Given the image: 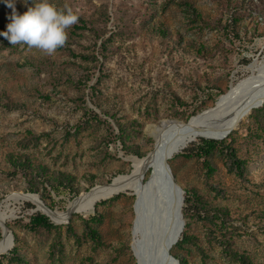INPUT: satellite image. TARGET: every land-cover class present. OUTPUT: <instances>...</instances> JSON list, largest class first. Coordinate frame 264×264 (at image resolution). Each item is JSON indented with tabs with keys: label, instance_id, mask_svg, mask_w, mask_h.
Listing matches in <instances>:
<instances>
[{
	"label": "rangeland",
	"instance_id": "rangeland-1",
	"mask_svg": "<svg viewBox=\"0 0 264 264\" xmlns=\"http://www.w3.org/2000/svg\"><path fill=\"white\" fill-rule=\"evenodd\" d=\"M180 1L50 0L78 15V22L67 29L65 44L52 55L12 46L0 36V222L13 236L10 251L14 235L18 237L22 264H138L141 231L134 238L135 191L110 193L85 211H73L74 205L91 190L130 175L133 161L154 151L158 131L188 123L264 76V5L242 20L236 38L215 0H186L210 26L193 22ZM11 11L0 2L4 31ZM16 11H27L23 0H16ZM262 105L247 110L224 139L186 136L166 162L181 189H196L211 204L230 211L232 249L257 264H264V222L258 219L264 215V132L255 137L252 119L245 116ZM117 125L127 131V147L116 139ZM199 139L231 143L245 161L246 180L228 169L219 151L211 158L213 173L206 172L202 161L184 158L183 151ZM18 158L43 172L35 177L15 170L12 160ZM58 174L72 177L76 197L50 189L45 180ZM29 186L38 187L45 200L25 195ZM162 186L159 198L141 201L143 226L152 233L162 220L171 224ZM116 196L98 207L103 245L96 248L85 239L77 246L65 227L72 224L81 235L82 219L94 214V205ZM42 212L58 224L52 222L57 231L27 228L29 217ZM69 212L65 220L56 219ZM190 226L198 247L186 245L180 251L188 264H238L213 239L220 235L210 232L208 223L194 219ZM4 234L0 228V240ZM11 244L0 256L7 255Z\"/></svg>",
	"mask_w": 264,
	"mask_h": 264
},
{
	"label": "trees",
	"instance_id": "trees-1",
	"mask_svg": "<svg viewBox=\"0 0 264 264\" xmlns=\"http://www.w3.org/2000/svg\"><path fill=\"white\" fill-rule=\"evenodd\" d=\"M221 10L227 14V23L226 25L228 30L233 31V34L236 38H239V24L246 17H252V14H258L264 5V0H215ZM179 5L185 8V11L191 17L193 22H200L203 26H210L206 24L199 12L193 8L192 4L186 0L179 2ZM264 24V17H262ZM258 24L256 23V26ZM85 29V24L81 25ZM258 28L254 27V31ZM246 31V29H244ZM0 31H4V27L0 26ZM264 34H261L263 37ZM248 61H244V65H248ZM250 116L254 125L255 137H260L259 134L264 132V103L262 107L257 110H252L246 114L245 118L247 119ZM118 135L116 139L120 141L123 147L125 145L127 138V131L123 126L117 125ZM230 135V134H229ZM228 135V136H229ZM227 136V137H228ZM184 145V144H183ZM181 145V147L183 146ZM180 147V148H181ZM188 148L183 151L182 156L186 159H196L202 161L203 167H205L207 173H213L214 168L211 165L212 155L219 151L224 154L227 160L228 169L235 173V175L240 180H246V164L245 161L240 159L237 156L236 149L232 146L231 143H226L225 141H215L207 139H199L197 143L187 146ZM179 148V150H180ZM183 147L181 150H183ZM14 169L19 171H26L30 174L33 173L37 177L40 173L43 172L42 167L33 166L25 158H18L12 160ZM49 184L51 190L65 191L72 194L74 197L78 195V190L73 187V179L68 174H58L56 177H49L45 180ZM93 187V186H91ZM26 193L37 194L40 196L41 200H45V196L39 192V188L36 186H29L25 189ZM45 190V188H44ZM184 191V207L182 209L183 219L185 220V225L183 232L181 234V240L175 243L174 249L170 248V255L178 261V264H188L186 257L180 254V251L184 249L186 245L198 247L197 237L190 232V222L194 219L208 223L210 227V232L215 231L220 237L216 235L213 236V239L217 244L225 251L226 254L231 255L238 264H257L253 263L248 255L239 254L232 249V228L230 226L231 215L230 211L225 207H220L213 205L208 202L205 197L200 194L196 189H182ZM119 196L113 197L111 200L103 201L98 204H95L93 207L94 214L86 219H82L83 223V232L78 234L73 225L69 224L65 227L66 234L69 237L74 239V242L77 246H80L82 242L86 239L93 244L96 248H99L103 245L102 237L99 232V225L102 221V215L98 211V207L106 204L109 201H114L118 199ZM32 208V205H29ZM260 222H264V215L258 216ZM51 221L56 224L52 219ZM45 215L43 214H33L29 217L27 228L30 231H57L58 227L55 226ZM58 225V224H56ZM19 244L20 241L16 235H14V247H11L5 252L7 255L0 256V264L2 260H6L9 264L16 263L22 264L23 259L19 254ZM125 251L128 253L129 248L126 247ZM130 258H132L130 256Z\"/></svg>",
	"mask_w": 264,
	"mask_h": 264
},
{
	"label": "bare ground",
	"instance_id": "bare-ground-1",
	"mask_svg": "<svg viewBox=\"0 0 264 264\" xmlns=\"http://www.w3.org/2000/svg\"><path fill=\"white\" fill-rule=\"evenodd\" d=\"M262 103H264V76L262 79L247 82V84L240 86L235 93L225 96L215 107L197 117L195 116L188 123L183 125L173 124L164 130L158 131L154 151L142 160L135 159L130 175L116 179L109 186L91 190L74 205L73 211H85L98 199H103L110 193L132 189L139 197L134 222V238L141 231V240L137 242L139 250L135 252L137 263L144 264L146 260H149L150 264H174L168 260L166 252L169 251L181 232L182 228L179 218L173 222V226L172 223L169 225V223L163 220L161 221L163 223H156V231L153 232L156 235L155 237L150 230H146L143 226L144 204L142 205L141 201L143 199L144 201H149L155 199L156 196L159 198L158 192L160 186L162 188L164 183L167 193L165 202L168 211V215L165 217L170 218V202H167L170 195V178L169 173L166 171V162L177 150L183 138L188 135L197 134L212 139H224L229 134L233 125L242 118V115L247 110L257 107ZM147 171L151 172V177L144 185L142 184L144 181L143 177L145 178ZM31 202L38 206L34 201ZM71 212L66 216H57L56 219L63 221ZM162 216L161 214L160 219ZM0 225L4 224L0 222ZM4 233V237L0 240V253L5 251L11 242V238L5 229ZM134 244L136 245V243Z\"/></svg>",
	"mask_w": 264,
	"mask_h": 264
},
{
	"label": "clouds",
	"instance_id": "clouds-1",
	"mask_svg": "<svg viewBox=\"0 0 264 264\" xmlns=\"http://www.w3.org/2000/svg\"><path fill=\"white\" fill-rule=\"evenodd\" d=\"M11 14L5 31H0L12 46L26 45L47 55L62 47L67 39V29L78 22V15L71 9H58L50 0H23L27 11H16V0H0Z\"/></svg>",
	"mask_w": 264,
	"mask_h": 264
},
{
	"label": "water",
	"instance_id": "water-1",
	"mask_svg": "<svg viewBox=\"0 0 264 264\" xmlns=\"http://www.w3.org/2000/svg\"><path fill=\"white\" fill-rule=\"evenodd\" d=\"M166 168H167V171L169 173V178H170V195H169V198L167 200V202H170L169 217H170L172 226H173V222H175V220L177 221L179 218V223L181 225V228L182 227L184 228L185 223H184V219H183V215H182L184 191L180 188V186L175 181V178H174L168 164H166ZM25 195H27V196L33 195V196L38 197V199L40 200L38 195H34V194H25ZM39 202H41V201H39ZM178 202H179V204H178ZM177 204H178V206H177ZM175 209H176V213H175ZM155 210H156V207H155L154 211ZM42 213L51 221V219L49 218V216L47 214H45L44 212H42ZM66 223H68V220L66 221ZM0 228L1 229L4 228L8 232V234L11 238L12 246H13V236H12L11 232H9L7 226L6 225H0ZM4 254H7V253H4ZM166 255H167L169 261H171L174 264H178V261L170 255L169 251L166 252Z\"/></svg>",
	"mask_w": 264,
	"mask_h": 264
}]
</instances>
